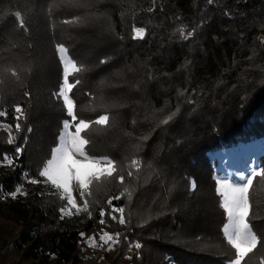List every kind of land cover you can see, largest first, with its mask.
I'll use <instances>...</instances> for the list:
<instances>
[{
  "label": "trees",
  "instance_id": "obj_1",
  "mask_svg": "<svg viewBox=\"0 0 264 264\" xmlns=\"http://www.w3.org/2000/svg\"><path fill=\"white\" fill-rule=\"evenodd\" d=\"M137 27L146 30L142 40L134 39ZM182 32L193 35L185 40ZM262 37L264 0H0V112L7 113L0 116V160L5 152L14 158L28 136L20 166L0 165V214L19 228L12 248L21 255L10 260L9 247L0 246V264H83L78 234L101 228L121 234L107 264H227L234 249L223 237L211 156L264 141ZM57 45L81 68L69 76L80 80L70 94L76 115L109 118L82 133L88 155L111 158L117 168L113 179L93 185L91 219L81 213L61 220L59 196L21 175H37L68 119L54 96L63 70ZM256 160L264 168V154ZM21 184L28 195L13 200L9 193ZM126 188L131 199L125 194L113 204L125 208L127 224L107 215V225L99 224L108 198ZM248 198L249 221L264 243V179L253 181ZM135 243L142 247L129 250ZM262 258L258 245L247 264Z\"/></svg>",
  "mask_w": 264,
  "mask_h": 264
},
{
  "label": "snow or ice",
  "instance_id": "obj_2",
  "mask_svg": "<svg viewBox=\"0 0 264 264\" xmlns=\"http://www.w3.org/2000/svg\"><path fill=\"white\" fill-rule=\"evenodd\" d=\"M209 4L213 3V0H208ZM153 9H149L152 11ZM225 15L229 13L225 12ZM22 23V22H21ZM146 34V30L142 27L134 28V39L142 40ZM183 36V32L181 33ZM193 33H188L187 36H183L185 40H188ZM264 42V37L260 38ZM56 52L58 58L62 64V78L59 90L54 93V96L61 100L64 106L65 115L68 119L62 121L61 132L57 138L58 142L56 147L52 149L50 157L44 161L40 166L37 175L35 177L30 176L27 171L21 173L23 180L27 184L40 185L42 189L47 188L50 194H56L60 200L64 202V206L59 209L60 219L65 217L79 216L81 213H87L88 218H92V212L90 211L89 199L92 196L93 185H99L105 181L114 178V174L117 172L116 162L107 157H93L89 156L86 151V146L90 143L86 136L82 133L87 131L92 124L101 125L107 124L108 116L103 115L94 121L79 119L76 115V102L71 97L72 90L80 84V80L77 79L74 82H69V76L72 73H78L81 68L68 56V49L63 45H57ZM102 60L101 63H105ZM15 76V71L12 72ZM25 95H29L25 93ZM179 109H177L178 111ZM14 119L16 121L14 127L17 132L21 131V119L24 117L23 109L17 105L14 108ZM6 112H0V116H6ZM175 113L169 114L161 120L162 124H168L172 120ZM12 125H7L8 129H11ZM33 130L31 127L27 128V133H31ZM15 137L9 131L8 143L11 144ZM28 143V136H24V144L15 148L14 158L7 152L3 154V159L0 160V164L6 166L19 167V164H15V161H19L20 157L25 151L24 145ZM140 162L138 160L132 161V166L139 171ZM133 173L128 172V176L131 177ZM260 177L264 179V168L259 170L253 168L249 174L245 176L240 174V183L236 184L231 181H217V194L221 197V207L224 210L226 217V224L223 227V237L227 243L234 249L233 258L230 259L227 264H247V258L249 254L255 251L258 245L264 247V243L253 232L252 225L249 221V213L251 205L249 203L248 193L253 185V181ZM115 179L120 184H124L125 177L123 175L115 176ZM2 187V186H0ZM23 184L17 185L15 190L9 195L13 200L17 199L18 195L27 196L28 193L22 191ZM190 187L195 190L197 184L194 178L190 182ZM74 189L79 190V197L83 201L82 204H78L76 197L74 196ZM127 194L128 199H131V192L126 188L120 195L111 196L107 200V211L104 208L100 209L98 221L101 225H107L105 215H107L111 221H114L118 225H126L125 208L113 204L114 200H120L122 196ZM43 196V190L40 192ZM80 240L78 246L85 243L86 233L81 232L78 234ZM119 232L110 233L103 228L93 236L87 238V246L91 248H99L104 245H109L108 251L114 250V248L120 243ZM99 237V240H97ZM127 240V237H125ZM140 249L142 245L140 243L129 244V250L132 248ZM131 259V256L128 257ZM261 264H264V258H262Z\"/></svg>",
  "mask_w": 264,
  "mask_h": 264
},
{
  "label": "rangeland",
  "instance_id": "obj_3",
  "mask_svg": "<svg viewBox=\"0 0 264 264\" xmlns=\"http://www.w3.org/2000/svg\"><path fill=\"white\" fill-rule=\"evenodd\" d=\"M1 127L11 132V129H8L7 126ZM262 154H264V141L252 143L248 146L242 147V149L240 148V150H234L232 153L222 152L211 156L213 161H217V181H231L233 183L239 184L241 182V173L247 176L251 169H260L256 159ZM21 190L25 191L23 189ZM74 196L76 197L78 204L83 203L79 197L78 189H74ZM18 232L19 228L14 224L7 222L0 214V246L7 245L9 247L8 257L10 260H19L21 258L20 253L12 248V244L18 237ZM94 234L95 233L86 234V249L83 254V264H107L108 258L111 256L110 252L107 250L109 245H104L103 247L99 248H91L87 246V238L93 236ZM97 240H99V237H97ZM7 246L6 248H8ZM170 264L175 263L170 262Z\"/></svg>",
  "mask_w": 264,
  "mask_h": 264
}]
</instances>
